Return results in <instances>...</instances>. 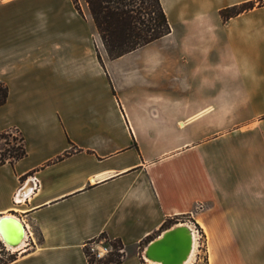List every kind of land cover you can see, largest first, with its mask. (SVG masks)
Instances as JSON below:
<instances>
[{"label":"crops","instance_id":"1","mask_svg":"<svg viewBox=\"0 0 264 264\" xmlns=\"http://www.w3.org/2000/svg\"><path fill=\"white\" fill-rule=\"evenodd\" d=\"M160 3L171 32L110 59L85 0H0V133L27 152L0 164V219L26 232L8 264H88L103 232L147 264L173 218L209 264H264V0Z\"/></svg>","mask_w":264,"mask_h":264},{"label":"trees","instance_id":"2","mask_svg":"<svg viewBox=\"0 0 264 264\" xmlns=\"http://www.w3.org/2000/svg\"><path fill=\"white\" fill-rule=\"evenodd\" d=\"M91 12L95 27L110 59L118 58L137 48L158 40L171 32V26L161 6L160 0H85ZM77 10L80 7L77 0H73ZM254 2H246L220 10L223 20L253 8ZM8 88L0 82V106L6 102ZM12 131L19 134V144L12 146L8 152L0 155V164L14 162L26 156L24 137L16 129L0 133V139L7 140ZM15 141L17 138H13ZM175 218L166 220L161 230L169 228ZM104 238L112 250L107 256L97 257L87 244ZM123 243L119 238H111L107 233H101L97 238L87 241L84 253L88 264H119L122 255L119 250ZM18 253H10L0 239V264H8L17 258Z\"/></svg>","mask_w":264,"mask_h":264},{"label":"bare ground","instance_id":"3","mask_svg":"<svg viewBox=\"0 0 264 264\" xmlns=\"http://www.w3.org/2000/svg\"><path fill=\"white\" fill-rule=\"evenodd\" d=\"M15 228V231H13ZM172 229V228H168ZM25 228L24 225L16 218L11 216L5 217V222L1 223L0 225V237L6 238L7 236L11 241L19 239V243L14 246L12 249H17L19 246L22 245L24 238H25ZM163 234H160L158 237L152 240H158L162 238ZM196 235L193 229L189 231L182 232L178 237L171 236L169 237L164 244L160 246H155L149 252V256L156 260H151L150 258H146L147 262H151V264H163L164 261H169L172 263L180 262V260L184 257L185 259L179 264H191L196 251ZM189 239V250L186 253L185 249L182 247L183 242ZM151 243V242H150ZM150 243L146 246L144 250V255H146L147 248L149 247ZM187 244V245H188ZM186 253V254H185ZM146 257V256H145Z\"/></svg>","mask_w":264,"mask_h":264},{"label":"rangeland","instance_id":"4","mask_svg":"<svg viewBox=\"0 0 264 264\" xmlns=\"http://www.w3.org/2000/svg\"><path fill=\"white\" fill-rule=\"evenodd\" d=\"M175 36L176 35H174L171 38L172 40L170 39V40H166V41H161L160 44L158 45V47L161 48V49H165V50H168L169 48H172L173 47V38ZM12 132H13L12 135L10 137H8L7 140L0 139V155L3 152H6V154L8 155V152H9L10 148L12 146L16 145V144H19V134L15 133V131H12ZM13 138H17V140L15 141ZM177 223L179 224V222L173 223L169 228L177 225ZM190 225H192V224H190ZM192 228H193V231L195 232V235H196L195 238H196V245H197V247H196L194 259H193V261H192L191 264H209L208 257H207V252H206V248H205L204 234H203V232H201V230L198 227L192 225ZM167 229L168 228H166V230ZM161 233L154 234L153 236H151L152 238H150L148 240H145L143 243L140 244V246H138L136 248V250L138 251V253L141 256L142 261L144 263L151 264V263L147 262L145 260V258H144V250H145L146 246L153 239H155L156 237H158ZM86 246H87V248H90V250H91V247H94V248L99 249V250H101V249H103V250L108 249V251H106L107 253L105 252L104 256H107L108 255V252L112 250V248L109 245L108 241L106 239H104V238L98 239V240H96L94 242H90ZM14 250L13 249H10V248L8 249V251L10 253L16 252ZM126 251L127 250H125L124 246H123L122 249L119 250L120 254L122 255L121 259H123L124 256L126 255ZM91 252L94 253L93 251H91Z\"/></svg>","mask_w":264,"mask_h":264},{"label":"water","instance_id":"5","mask_svg":"<svg viewBox=\"0 0 264 264\" xmlns=\"http://www.w3.org/2000/svg\"><path fill=\"white\" fill-rule=\"evenodd\" d=\"M5 222V217L1 218L0 219V225L1 223ZM172 229H167V230H164L161 234L162 235V238L158 239V240H154L153 242L151 241L149 247L147 248V251H146V255H144V258H150L151 260H156V259H153L151 258L148 254L149 252L151 251V249L155 246H160L162 244L165 243V241L171 237V236H174V237H178L182 232H185V231H189L191 230L190 227L186 226V225H175L173 227H171ZM6 238H1V240L4 242V244L8 247V248H13L14 246H16L18 243H19V239L18 238L17 240H14V241H11L7 236H5ZM189 239H186L185 242H183V248L185 249L186 253L188 252L189 250ZM188 244V245H187ZM185 253V254H186ZM146 256V257H145ZM185 259V255L183 257ZM181 259L179 263H181L184 259ZM178 262H175V263H172V262H169V261H164L163 264H179Z\"/></svg>","mask_w":264,"mask_h":264},{"label":"built area","instance_id":"6","mask_svg":"<svg viewBox=\"0 0 264 264\" xmlns=\"http://www.w3.org/2000/svg\"><path fill=\"white\" fill-rule=\"evenodd\" d=\"M7 247V246H6ZM8 248V247H7ZM9 249V248H8ZM11 249V248H10ZM91 251H93L95 254H96V256L97 257H103L104 256V254H105V252L106 251H108V249H105V250H103V249H101V250H99V249H96V248H94V247H91ZM107 253V252H106ZM146 260V259H145Z\"/></svg>","mask_w":264,"mask_h":264}]
</instances>
